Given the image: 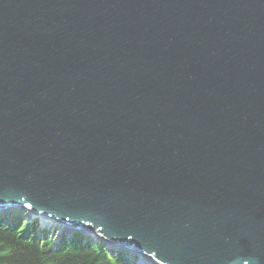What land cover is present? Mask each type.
Masks as SVG:
<instances>
[{
    "label": "water",
    "instance_id": "obj_1",
    "mask_svg": "<svg viewBox=\"0 0 264 264\" xmlns=\"http://www.w3.org/2000/svg\"><path fill=\"white\" fill-rule=\"evenodd\" d=\"M148 264H264V0H0V208Z\"/></svg>",
    "mask_w": 264,
    "mask_h": 264
},
{
    "label": "trees",
    "instance_id": "obj_2",
    "mask_svg": "<svg viewBox=\"0 0 264 264\" xmlns=\"http://www.w3.org/2000/svg\"><path fill=\"white\" fill-rule=\"evenodd\" d=\"M9 213L0 214V264H134L78 234L54 244L25 224L21 211Z\"/></svg>",
    "mask_w": 264,
    "mask_h": 264
},
{
    "label": "rangeland",
    "instance_id": "obj_3",
    "mask_svg": "<svg viewBox=\"0 0 264 264\" xmlns=\"http://www.w3.org/2000/svg\"><path fill=\"white\" fill-rule=\"evenodd\" d=\"M48 228L50 229L51 233L54 232L55 230H57V229H54V230H53V227H49V226H48ZM55 232H56V231H55Z\"/></svg>",
    "mask_w": 264,
    "mask_h": 264
},
{
    "label": "bare ground",
    "instance_id": "obj_4",
    "mask_svg": "<svg viewBox=\"0 0 264 264\" xmlns=\"http://www.w3.org/2000/svg\"><path fill=\"white\" fill-rule=\"evenodd\" d=\"M46 220H50V219H42V221H46ZM50 221H52V220H50Z\"/></svg>",
    "mask_w": 264,
    "mask_h": 264
}]
</instances>
